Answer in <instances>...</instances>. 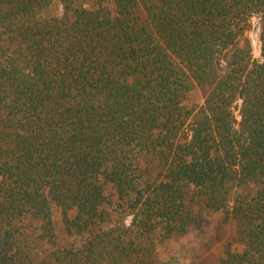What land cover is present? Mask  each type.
Returning <instances> with one entry per match:
<instances>
[{
	"label": "trees",
	"instance_id": "16d2710c",
	"mask_svg": "<svg viewBox=\"0 0 264 264\" xmlns=\"http://www.w3.org/2000/svg\"><path fill=\"white\" fill-rule=\"evenodd\" d=\"M54 1L0 0V264H148L193 191L264 264V0Z\"/></svg>",
	"mask_w": 264,
	"mask_h": 264
},
{
	"label": "rangeland",
	"instance_id": "374dc122",
	"mask_svg": "<svg viewBox=\"0 0 264 264\" xmlns=\"http://www.w3.org/2000/svg\"><path fill=\"white\" fill-rule=\"evenodd\" d=\"M49 8V14L58 13V0ZM260 24L257 17H252L251 26L245 34L251 43L252 56L260 59L259 44ZM202 96L196 91L191 101L201 102ZM241 100L235 103L234 113L237 120L240 119L238 109ZM144 178L152 181L159 177L160 169L155 161L141 158L139 162ZM112 200L114 198L112 197ZM189 223L181 232L174 233L170 237L155 238L151 244V254L148 264H218L226 250L236 251L242 247L238 241L236 222L230 213L231 204L219 209L196 192H190L187 196ZM229 204V203H228ZM121 217L115 213L114 219ZM130 216L124 217L123 224H130ZM58 222L59 216L55 214ZM31 242V241H30ZM46 245L42 247L46 250ZM39 251H37L38 253Z\"/></svg>",
	"mask_w": 264,
	"mask_h": 264
}]
</instances>
